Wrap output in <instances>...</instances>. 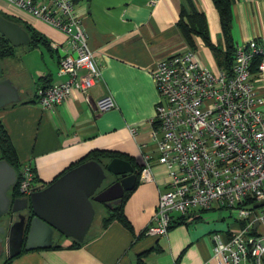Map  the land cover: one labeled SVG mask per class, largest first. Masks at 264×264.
I'll list each match as a JSON object with an SVG mask.
<instances>
[{"label":"crops","instance_id":"crops-1","mask_svg":"<svg viewBox=\"0 0 264 264\" xmlns=\"http://www.w3.org/2000/svg\"><path fill=\"white\" fill-rule=\"evenodd\" d=\"M77 6L87 45L100 67V78L88 94L66 97L52 108H43L35 92L67 78L58 74V60L68 44L51 25L0 0V14L11 16L22 27L30 25L47 41L33 47L26 44L20 63L14 56L0 57V80L9 79L19 97L18 102L0 108V121L21 166L30 165L39 189L96 149L122 152L137 168L150 163L153 178L139 182L124 200L123 212L131 230L116 220L104 226L106 208L99 225L92 229L91 223L81 242L54 230L51 239L36 237L32 241L34 249L21 248L16 256L7 255L6 259L11 258L8 264H139V260L145 264H175L178 258V264H217L212 253L214 235L227 236L243 226L227 209L194 210L187 215L195 218L188 217L164 235L144 234L152 224L167 181L165 167L155 161V143L149 139L150 119L159 97L152 71L160 59L188 47L177 25L181 9L203 11L211 41L224 48L212 0H77ZM230 31L233 46L252 37L263 39L264 0H233ZM192 40L196 57L206 65L218 66L211 49L199 37ZM253 80L264 100V78L253 75ZM107 94L113 97L114 108L96 113V101ZM130 126L135 128V135ZM101 160L104 166L110 159ZM175 216L182 215L175 213L173 219ZM259 231L264 234L263 225ZM55 232L69 240L56 242ZM3 238L0 248L7 250V236ZM72 240L79 244L72 246Z\"/></svg>","mask_w":264,"mask_h":264},{"label":"built area","instance_id":"built-area-1","mask_svg":"<svg viewBox=\"0 0 264 264\" xmlns=\"http://www.w3.org/2000/svg\"><path fill=\"white\" fill-rule=\"evenodd\" d=\"M58 30L68 49L58 60L67 78L36 90L38 104L52 108L66 97L88 94L100 78V67L87 45L77 0H6ZM257 57L256 70L250 66ZM253 75L264 78V38L235 44L230 70L209 66L195 50L172 53L152 71L158 100L150 119L149 139L167 181L160 193L148 236L166 234L173 214L227 209L243 226L214 235L217 264H264V111ZM110 94L95 103L96 113L114 108ZM133 135L136 130L129 127ZM151 164L138 170L139 182L153 178ZM30 165L20 167V197L36 188ZM256 223V224H255Z\"/></svg>","mask_w":264,"mask_h":264},{"label":"water","instance_id":"water-1","mask_svg":"<svg viewBox=\"0 0 264 264\" xmlns=\"http://www.w3.org/2000/svg\"><path fill=\"white\" fill-rule=\"evenodd\" d=\"M0 33L13 46L28 44L31 40L29 32L22 25L2 14ZM18 100L16 88L11 81L0 80V108ZM0 176V216L5 215L9 209L12 214L18 213L17 220L12 221L8 227L4 219L0 220V244L6 235L7 255L14 257L21 251L23 243L25 250L34 249L32 241L36 237L51 239L54 230L81 242L94 218L93 202L108 208L122 202L124 193L132 191L136 186L138 169L121 158H112L104 166L96 161H87L68 169L43 188L36 187L29 196L12 199L9 191L16 182L17 174L3 159H0ZM106 176H118L119 179L102 188ZM98 188L101 189L97 191ZM262 204L264 202H259L255 207ZM28 208L32 217L25 232V216L20 212Z\"/></svg>","mask_w":264,"mask_h":264},{"label":"trees","instance_id":"trees-1","mask_svg":"<svg viewBox=\"0 0 264 264\" xmlns=\"http://www.w3.org/2000/svg\"><path fill=\"white\" fill-rule=\"evenodd\" d=\"M232 1L233 0H212L219 17V24H220V29L224 44L223 49L218 47L216 44H214L211 41L208 30L207 19L203 11H199L195 7H191L190 10L181 9L179 13V18L177 20V25L180 31L185 36L188 42V47L193 49L195 47V44L193 43L192 37L193 36L199 37L206 44V46H208L211 49L212 53L215 56L217 64L228 71L231 68V62L233 59V50H234L231 31H230L232 24ZM4 16L9 19L16 20L5 13ZM23 27L29 32L31 38L30 42L28 43L29 47L36 46L39 43L46 44L47 41L45 39V36L41 32L34 29L30 25L23 24ZM13 48H14L13 45H11L9 41L2 34H0V57L14 56ZM257 61L258 60L256 57L255 61H253V63L250 66V70L252 71V73L253 71L256 70ZM103 158L105 159L121 158L133 164V159L122 152L96 149V150H91L90 152L86 153L84 156H82L75 162H72L69 166H67L63 170V172L60 173L63 174L68 169L87 161H96L103 165L104 163L101 160ZM0 159L5 160L16 171L17 174L16 183L12 187L11 195L19 196L20 193L18 192V182H19V176H20L19 173H20L21 164L18 160L15 148L10 140V137L1 121H0ZM140 168L141 166L138 167L137 169L139 170ZM60 173L53 180H55L58 176H60L61 175ZM52 181L48 182L47 184L51 183ZM138 183L139 180L137 177L136 185ZM129 193L130 192L125 193L124 199L122 200L121 203L108 209L107 216L103 220L104 226L110 221L116 220L128 230L132 229L130 222L128 221V219L126 218L123 212V203ZM31 217L32 214L30 212L29 217L26 220L25 232H27L28 230ZM175 217H174L175 219H173L172 217L168 229L174 227L175 225H180L182 223H185L186 220H188V217L189 219L195 218V216L190 217L188 215L175 216ZM75 244H79V242L72 240V246ZM10 260L11 258L9 259L4 258L2 264H8ZM178 262H179V258L176 260L175 264H178ZM139 264H145V263L139 260Z\"/></svg>","mask_w":264,"mask_h":264},{"label":"rangeland","instance_id":"rangeland-1","mask_svg":"<svg viewBox=\"0 0 264 264\" xmlns=\"http://www.w3.org/2000/svg\"><path fill=\"white\" fill-rule=\"evenodd\" d=\"M17 9H19V8H17ZM14 50H15L14 59H16V61H18L20 63L22 58H23L22 52L25 50L27 51V45L26 44L15 45ZM36 51H39V49H37ZM30 55H32V54H30ZM24 70H26V69H24ZM108 180L109 179L106 178V180L102 184V188L105 187ZM93 204H94L95 214H94V219L92 221V226H91L92 229L96 228L99 225V223L101 221V217L103 215H105L106 208H108V206H106L104 204L97 203V202H94ZM12 221H13V216H11L10 214L4 215V224H6V227H8ZM54 236H55V241L59 242V243H62L66 240H69L67 237L61 236L57 232L54 233Z\"/></svg>","mask_w":264,"mask_h":264},{"label":"flooded vegetation","instance_id":"flooded-vegetation-1","mask_svg":"<svg viewBox=\"0 0 264 264\" xmlns=\"http://www.w3.org/2000/svg\"><path fill=\"white\" fill-rule=\"evenodd\" d=\"M106 178H108L109 180H108V182H107V184L105 186H107V185H109V184H111V183H113V182H115V181H117L119 179L118 176H106ZM106 178L103 180V182L106 180ZM19 182H20V176H19ZM19 182H18V192H19ZM100 189L101 188H98L97 191H99ZM11 190H12V188H11ZM11 190L9 191V195L11 196V199L12 198H15V197H20V195L19 196H13V195H11ZM125 193H124V195H125ZM123 199H124V196H123ZM20 213L25 216V222H26L27 218L29 217L30 209L28 208V209L22 210ZM6 214H8V215L10 214L11 216H13V221L17 220L18 213L12 214L11 213V210L9 209ZM24 246H25V243L22 244L21 248L24 249ZM3 251H4V255H2L3 254ZM1 255H2L3 258H6L7 257V250H6V248L4 250L2 248H0V260H1Z\"/></svg>","mask_w":264,"mask_h":264}]
</instances>
